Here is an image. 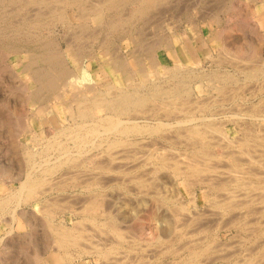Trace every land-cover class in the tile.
<instances>
[{
	"label": "bare ground",
	"instance_id": "6f19581e",
	"mask_svg": "<svg viewBox=\"0 0 264 264\" xmlns=\"http://www.w3.org/2000/svg\"><path fill=\"white\" fill-rule=\"evenodd\" d=\"M57 1L60 2L59 4H61L62 2L65 4V6H62V4L60 5L61 9L62 7L64 8L68 6V8H71L72 11H74V9H76L75 7L78 6L82 10V14L84 15L85 13L87 14L90 11L91 13L94 14V17L92 18L96 20L97 22H101L105 17V13L107 12L109 14H114V13L118 14L120 9L124 7L125 3H127V5L128 3L135 4L133 5L134 8H133V12L131 16H137L140 21V25H141L140 26L141 28L140 44H139L140 52H139V63H138L141 82L140 84L134 83L136 86L140 85L139 88L137 87L138 89H140L139 92L132 91L133 93L136 92V94H133L132 92L128 93L129 91L123 93L125 90L122 88L124 90L122 94L120 93L119 95H116L113 97L100 96L98 95L99 94L98 79L93 75L91 71L95 63L94 60L90 59L89 61V59L84 58L83 56H82L83 58L76 57V61H75L76 67L72 69V68H69L67 65L64 66V64L62 68L59 67V65L60 66L62 65L60 64L62 61L58 62V60H60L59 57L61 56L60 54H58L59 55L58 57V55H56L53 50L52 52L54 53L48 52L47 53L48 55L46 56H42L41 54L40 55L37 54L38 56L36 55L37 59L43 58L42 62L44 63L46 61L47 64H49V67L52 68V70L55 72L51 73L52 70L43 71L42 68H39L36 65L39 68V70L41 69L40 70L41 73L39 74L33 72L34 73L33 76L35 78L34 81L36 82L38 88L36 89V92L34 91L35 92L34 95H32V97H30L28 100L30 102L41 101L45 99V97H48V93L52 94V96L54 95V98L52 99L56 100L61 97L62 91L60 92L61 94L57 93L61 85H63V87L71 86V90L69 88H66V90L67 89L70 90V93L73 96V100L77 102V110L75 113L76 115L70 109V112L72 114L71 119H73V122H75L74 120H77V119L82 120L80 123L76 124L75 126L73 125L74 127L63 128L61 129L60 132L57 133L59 134V136L61 134H64L67 136L69 133L74 134V136L71 134L73 136V139L75 140L73 142V145L68 142L54 139L50 143H47L48 144L47 146L43 145L46 147L41 148V150L38 149V152H34V151L30 152V150L28 149L27 150L28 151L27 152L28 161H30V164H32L33 168L35 167V164H36L34 163L35 161L34 159L36 155H40V157H42L43 160L46 161V163H44V167H42L43 170L40 171L42 172L41 173L42 175H35L36 174L35 172H34L35 174L28 172V174H26V179L20 182L21 185L18 188V190L16 189V191L14 190L15 192H12V193L10 192L11 194L8 195L7 197L0 198V207H2L3 212L6 211L5 207L8 206L7 205L8 203L10 202L16 203V206H14L15 210L13 211V214L12 215L9 214L12 216L13 222H15L17 218L16 208H19L22 202H33V201L37 202L40 199H44V203L46 205L44 207L42 206L44 209L43 208L42 209L40 208V209L42 210V212H44V214H46L47 216L46 218H48L47 220L49 222V227L51 231L53 232L54 237L52 236L53 241H51L50 245H48L49 240L47 241L48 244L46 242L47 246L46 244H45V247L42 245L44 248L38 247L37 245L38 248L36 251L37 252L36 255L37 257H39L37 261L40 262L38 264H67V263L75 264L76 263L75 261L77 259L79 261H83V259L86 258L85 255L91 256L92 254H96L98 256V259L100 260L99 264H147L148 261L155 259V257L157 258L161 257L162 255H163L162 256L163 258L171 259V261L169 260V264H219L220 262L224 260H228V257H227L228 255H226V252L228 251L227 247L222 248V250L227 249L226 252L222 251L223 253H221L220 251L221 248H218V246L221 245L220 243L221 241H219V243H217L218 241L216 242V240L209 242L210 241L209 236L212 233L207 228L212 227L214 223L211 226H208L209 224L207 223L206 220H204L203 215L205 214L203 212H202L203 214L199 216L196 215L195 213H194L195 216L191 214L184 215L185 210H187L186 209L187 206L185 207L184 205H181V204H180L181 206L176 204L177 208L178 206L180 207L179 209H177L179 210V212H177V210L174 211L176 209L175 206H173V208H175L174 210L172 209V207L170 208L173 213V214L171 213V215L164 213L165 211L162 210L164 211L163 212L164 214L169 215V217L171 216V219L168 220V218H166V220H161L162 222L160 223V226L156 228V231L155 229L153 230L155 231L152 236L154 241L152 240L153 242L149 243V245H151L150 247L152 246L155 247L158 244L159 245L166 244V245L165 247H163L164 245H162L163 248L160 247L161 248L160 250H158L159 247L157 246V250L156 251L154 250L155 252L153 253L152 249H154V247H152L151 249L150 247L146 248V246L144 245L145 248L142 249V247L139 246L142 244L139 243L138 248H137L135 246L136 244L134 243L136 240L133 241L134 244L130 243L131 245L127 247L125 246L126 237L128 238L127 236L128 233L126 235V232H125V230H127L126 228L127 226L125 227L126 228L125 229L123 228L122 224L119 225L118 218H122L123 220V217L120 214H126L127 212L125 213L119 212L120 217L116 216L117 218L116 219L115 215L110 214V212L112 211L110 212L108 211V209L111 210L107 206L110 203V201L109 203H107L108 200L107 201L105 200L107 203L106 206L108 207L107 208L108 212L104 208L103 210L101 209L102 208L100 206L102 204L101 202L106 197L104 192H101V188H104L107 185L109 187V185L111 184L113 185L114 183L118 184L121 187V185L123 184V181L125 182L124 180L125 177L124 179L119 180L118 175L123 172H128L130 170H137L140 167L139 158L141 156L138 154L141 152H139V150L143 151V148L146 146V144L143 145L145 143L143 139H140V138L132 139L133 136H143L145 133L151 134L149 130H152V131L154 130V133H157V132H160V130L162 131V129L165 130V128H170L168 129V131L173 129L176 134V136H174L175 138L173 137L175 140L172 139L169 141V142L172 141V144H173V151H172L173 153L171 152L173 156L171 155V153H169L171 150L169 151L168 149H167L168 151L166 150L168 154L163 153L162 155L156 156L155 152L158 149V147H160L159 146L160 144L158 143L159 145L157 147L155 143L151 142L155 140V138L150 139V137L152 136H150L149 139L147 140H149V144L150 142L152 143L153 147L155 144L156 150L153 149L155 151L154 152L152 148H150L152 147V145L151 146L149 145V147L147 146L149 148L148 150L152 151L153 153L151 152L146 156L147 157L149 156V160L150 158L156 159V160L158 159L157 161H159L158 163L161 168V170L159 171H162V168H165V170L166 168L172 169L174 172L172 176L174 177L175 175L176 178L182 179L184 184L186 183L188 185L193 186V184L195 185V184L200 183L204 187V189L205 188L208 189V193L206 194L207 196L208 194H213L210 192L211 190L215 192L223 191V194L225 193L224 195H222L223 197L220 198V196L218 195L219 196L218 200L215 199L216 206L222 211L221 215H223L224 217L225 215H227V217L229 215L233 217V218L230 217V219H233V226L231 227H233V229H236L239 233H242L245 236L244 237L242 235L243 239L241 240L238 239L239 240L238 245L237 244L236 246L233 245L235 247L234 249L235 251L238 248L240 249L239 251L237 250L238 256L241 255L243 251L245 252V254H243L244 256L243 255L241 256L243 259H238L240 261L238 262L236 260V262L238 263H236L235 261L234 263L236 264H264V134H258L255 138H253V140H251L253 141V144H251L249 142L250 140H248L247 138H244V139L241 138L242 140L238 138L240 140H237V143L239 146L238 147L239 149L237 151L231 152V150L229 149L230 151L228 150L227 152L226 149H222L227 152V153L225 152L227 155L223 157L227 158L228 166H226V163L224 166L223 164L222 165L220 164L221 166L218 165L219 163H222V162H219L218 164L215 163L217 165L212 163V161L214 160L213 155L215 153L211 151L213 148L210 149L211 144L212 142H214L213 140L215 139L217 134H218V137L220 136V139L230 141L229 133L227 132V130L225 131V129L229 126H233V127H252V126L256 127L257 126L261 129L264 128V0H261L262 5L257 9L254 7L255 4L242 5V3L234 2L236 4L233 5L234 6L233 10H235V8L238 10V13H236L238 15V18H237L238 22L236 21L237 23L235 22L236 24L234 26H231V27L229 26L227 28L223 27L224 29L218 30L216 32L214 30H212L211 32L210 26L212 25L218 26L219 21L216 20L217 19L216 18L215 20H213V22H210L211 19H209V17H214V13L211 14L212 13L211 10H210L211 11L210 13V11H207L208 9L207 10L204 9V4H203L204 0H198V1L197 0H98L96 3L94 2L92 5H86L85 3H83L85 2V0H57ZM10 2L11 1L9 0V3ZM15 2H17L22 7V9L24 8L26 10H29V8L32 6L30 4L41 3L42 6L39 5L38 10L34 8L35 10L33 12H30V10L27 11L26 13L27 17H24L23 20L19 22L20 26L18 27H20V29L21 28L28 29L31 27L36 29L38 27H42L44 23L43 18L46 17L45 11L43 12L42 9L43 7L45 8L46 6L45 3L47 2V0H15ZM2 3H5L4 0H0V5ZM59 4H57V6ZM85 5L88 7H86ZM49 6H46V8L47 7L49 8ZM51 6H53V4ZM18 9L17 11H19ZM127 9L129 8L127 7ZM131 10L132 9H130V11ZM64 12L60 9H54V11L51 12L52 14L50 13L52 16V20L57 19L60 22L61 21L63 22L66 18L65 16L66 12L65 13ZM20 15L18 16V18L20 17ZM31 15L32 17L29 18ZM119 15H122V14L119 13ZM219 16L216 15V17H219ZM22 17H20L19 21L22 19ZM6 20L8 21V19ZM206 21L209 22L208 24L209 32L213 33L214 31V39H212L211 41L208 40L207 37L205 38L206 30H204L203 28L204 27L203 22H206ZM126 22L128 23V21ZM184 25L188 26L189 28L186 27L184 29L186 31H181ZM163 30L167 31V33H164V34H167L166 36H164L165 39L161 38V35H160L159 39L156 37L157 39L150 41V38L152 37V36L150 37L149 35L150 32H152L154 35H159L160 31H163ZM193 35H194V39L191 40ZM13 36H11V38ZM42 36H39V37H42ZM36 38L34 39L37 40ZM216 39H218L219 41H217ZM50 43L52 42H49V44ZM21 45L22 44L20 43V46ZM42 46L43 48L45 47L44 45ZM37 48L39 49L40 47H37ZM217 48L218 50L216 54L215 49ZM44 49L45 51H47L46 48ZM162 49L164 50V53L167 56V62L166 61L163 62V60L161 59L160 50ZM56 51L58 52V50ZM13 52L19 53L20 50L14 49ZM24 52L26 53V49ZM59 52L62 54V51H59ZM75 54H73V56H75ZM5 58L6 57L4 56L3 59ZM41 59H38V60H41ZM35 62H37V60ZM129 62H128V65L130 64ZM207 63L211 64L210 67L208 66L211 69L206 68ZM20 64L21 63L19 62L18 67ZM260 64H262V66H260ZM30 65L34 66L32 64ZM23 68H25V66L22 67V69ZM3 71L5 73L6 69H4ZM239 72H241V75H244V78H242L244 80L242 81L241 84L239 83L240 86L238 85V87H235L237 86L236 84H238V82L237 83L235 82L236 83L235 86L232 89L229 87V89H231L232 92L234 93V90H233L234 88H237V89L242 88L243 93H241L242 91L241 92L239 91V93L237 94L230 95L232 92L230 91V94H228L229 92H227V90L229 89H226V88L230 86L229 84L231 82L232 83L234 82V80L236 79V76H237V80H239L238 79L239 74H237ZM122 73L124 77H127V73H125L124 69ZM132 73H133V70H132ZM0 78H2V76ZM27 78L29 77L27 76ZM31 79H32V76H31ZM259 81H261L262 83H259ZM127 84H128V81H127ZM25 86L26 85H24V87ZM115 88L118 89V87H115ZM112 89H114V87ZM22 93H25V92L23 91ZM111 93H108V94L113 95L114 91L112 94ZM221 95H224L225 97L224 96L221 97ZM25 98H23L24 99L23 101H27ZM25 103L26 102H23L22 104H25ZM68 106H66L65 108H67ZM69 108H71V106L68 107L67 109ZM99 109H101L100 111H103V112L104 110H106V114L104 116H101L97 112H95L96 110H99ZM96 113L99 116L96 117L97 115ZM124 115H126V117L127 115H130V117H128L129 121L127 123L126 121H124L125 119L124 120L122 119ZM149 120H153L156 122L154 123L148 122ZM95 121H97V123H95ZM84 122H89V124L84 123ZM90 122H94V124H91ZM142 122H145V124H143ZM102 129L103 131H101ZM172 131L169 133V136H168L170 137V139H171L170 135ZM99 132L100 133L102 132L101 134L103 135L107 134V136L104 135L106 137L104 139L99 137L100 140L101 139L102 140L101 141L99 140L100 142H97L92 137L96 136V134H99ZM166 133H163V134L165 135ZM53 135L54 134H52L51 136ZM167 135L168 134L165 135V138ZM34 136L36 137L35 134ZM54 136L55 138L56 137L58 138V135L57 136L54 135ZM51 138L53 139V137ZM167 139L168 138H166V141ZM235 140H236V137H235ZM231 141H230V144L229 142L228 143L225 142L227 146L228 145L232 146L233 144H235L233 142L234 140H231ZM154 142H156V140ZM216 142H219L218 139ZM225 143L224 144L220 143V145L221 144H222L221 146L226 145ZM177 144L178 145L180 144L179 146L184 147L185 149L182 150V148H177ZM165 146L169 147L168 144ZM213 146H216V145L214 144ZM147 147L145 148V150L147 149ZM24 150H25L24 152H26L25 148ZM159 150L161 149L159 148ZM164 150H165V147H164ZM129 151L131 152L126 153ZM216 151L218 153V150ZM56 152H57V155H56ZM211 152L214 154H211ZM27 154L25 153L26 156ZM145 154H147V152ZM159 154H161V152ZM53 155H55L54 158H56L54 162L51 161L52 160L51 156ZM146 156L145 155L143 156L142 161L146 159L145 158ZM215 159L217 160V158ZM151 163L152 162H150V164ZM155 165L153 166L155 167ZM144 166H147V164L146 165L144 164ZM32 167H31V170H33ZM150 167L146 169H149ZM146 169L145 171H147ZM159 171L157 170L156 174H158ZM141 173H138L139 176ZM131 174L133 175V173H129V176ZM136 174L135 176L137 177ZM160 174L162 173L160 172L159 175ZM4 175L2 177H4ZM124 175L126 176L125 173ZM146 175L147 174H145L144 177ZM152 175L153 174H151L150 176ZM154 177H157V176H154ZM139 178L140 179L137 178V181H136L137 183H135V185L137 184L136 186H139L137 187V190L138 188L142 189V187L147 188V186L149 187L151 183L154 185L155 184L157 185V182H158V180L156 182V180H154L153 178H152L153 180L149 178L150 181L156 182V183L151 182L149 184L150 181L148 182L147 179H143L142 177H139ZM134 180H136V178ZM80 185L86 186L87 190L85 189L84 191H87V194L89 193V196L87 198L85 196V200L83 201L76 197L77 200L76 199L75 200L76 201L80 200L81 202V203H77L75 200H73L75 202L71 201V197L73 196V194H76V193H73L70 195V201L72 202V204L71 205L69 204L70 205L68 207L69 209L67 208L66 205H64L66 206L64 207V210L66 208V210H68V212L71 214L74 221L75 219L77 221L74 224H72L73 226H68L63 220V217L61 216L62 213L58 218L56 214L57 211H54L53 209V207L56 204L54 205L51 202L52 201L51 197L48 198V196L51 195L53 191H55L56 189L59 191V195H60L58 196V198L62 197L60 199L63 200L62 202H64V200H66L67 198V197L65 199L63 198L66 192L65 190L69 188V186L74 187V188L76 186L77 188ZM129 185H131V183ZM154 185L153 187H155ZM149 190L151 189L149 188L148 191ZM109 191L110 189L107 190L108 194H109ZM139 193L138 195H140ZM144 193L146 192L144 191ZM189 193H190V190H189ZM108 194H106L107 197H110L108 196ZM154 196L155 195H153V197ZM159 196L156 198H159ZM131 197L134 198V196H131ZM139 197L140 196H138V198ZM142 197L140 198L143 199L144 197L143 198ZM52 198H54L53 201H57L56 200L57 197H52ZM149 199L151 200V196ZM172 199L174 202L175 199L174 198ZM145 200H147L146 197H145ZM145 200L143 202L146 205H148L147 203L150 201L148 200V202H146ZM176 200H179V198L178 199L176 198ZM191 200H193V198H191ZM195 200L196 199H194L193 201L195 202ZM211 200H213V198ZM70 201L67 200L68 203H70ZM141 201L142 200H140V202ZM75 203H77V205ZM144 203H142L141 205H143ZM180 203H183V202L180 201ZM145 204L143 205L144 207H145ZM156 204L162 206V204L164 203L160 204V202L158 203V201L156 200ZM57 206L58 204L56 205V207ZM62 206L63 205H61V207ZM106 206L104 207L106 208ZM10 207H11V203H10ZM14 207L12 208L14 209ZM149 207L150 206H148L147 209L150 210L152 214V212L155 210L149 209ZM170 209L168 208V210ZM9 210H7L8 213H9ZM156 210H158V208ZM165 210L168 212L167 209ZM215 210L217 209H214L213 213H215ZM209 211H213V210H209ZM218 211L219 210H217V212ZM156 212L157 211H155V214ZM112 213H114V211ZM187 213L189 212L187 211ZM197 213L199 214V212ZM23 214L21 216L24 219ZM166 215L162 214V217ZM99 216L105 217V220L103 219L101 220ZM128 216H126L125 218V221H127V223H128V220L133 218L132 216H131L132 218H130L129 216L130 219L127 220ZM184 216H187V217H184ZM211 216L209 215V217ZM219 217L221 218V216ZM227 217L226 219L228 221H231L228 219L229 217L228 218ZM152 218L154 217L152 216ZM160 218L161 217L156 218V219H160ZM164 218L165 217L161 219H164ZM215 218L212 220V222L219 223L215 221ZM25 220L27 221L28 219L25 218ZM56 221L58 223H56ZM86 221H89L90 223H92L93 226H95L97 230L100 231L99 233L96 232L97 230L95 231L97 235L99 234L100 236V233L103 235L100 236V238L99 236L93 237L95 235L89 229L88 230L90 231V233H88V230L85 229L84 227V225L88 223ZM204 221H206L207 227L204 226L206 224ZM223 221L225 220L223 219ZM28 222L29 221H27V223ZM226 223H230V222H226ZM29 224L32 225L31 223ZM153 224L151 225L153 226ZM230 224H232V222ZM144 225H141V226H144ZM216 225H214V228ZM222 225L223 223H221V226L220 227L218 226V227L220 229L221 228L223 229L225 227V223H224V226ZM128 228H130L131 230V226ZM150 228L152 229L154 228V226ZM133 229L134 228H132V230ZM144 229H147V228L143 227L141 230L140 229L138 230L144 233L145 231ZM12 230L13 229H11V231ZM207 230L210 232L209 236L207 235ZM236 230H235V233H236ZM50 233L48 232V234ZM202 233H205L207 236L205 234H203L204 236L201 235ZM91 234H93V236H91ZM104 235L105 237L106 235H109L110 238L114 236L115 240L114 241L111 240V242H108L106 241L105 237H103ZM110 235H113V236H110ZM141 236H143V234ZM239 236H236V237L239 238ZM132 237H129L130 238L129 240L132 241L131 239ZM208 237H209V240H208ZM93 238H98V240L96 239L94 240ZM150 238L151 237H149V240L152 239ZM82 240L84 241L87 240V242L89 241L92 244L91 246L88 243L89 247H92V249H88L87 244H85L86 242L84 241L82 242ZM218 240H221V239H218ZM176 243H182V245L179 247L177 244L176 246L178 247H176L175 246ZM217 244L219 245L217 246ZM83 245H86V246H83ZM226 245H229V244L227 243V244H224L223 246H226ZM237 246L239 247L237 248ZM139 247L141 248L139 249ZM234 247H232L231 249H233ZM136 248H137V252H135ZM72 249H75L74 251H76L77 253L73 252ZM231 249L229 248L230 251ZM151 250L152 252L150 253ZM234 252L232 250L229 253H232L233 255ZM44 254L46 255L49 254V257H48V260H50L49 263H46V262L43 263L44 259L42 260L40 256ZM134 254H135V259L132 258ZM186 254L188 255L187 258H183V256H185ZM229 258L232 259L233 257H229Z\"/></svg>",
	"mask_w": 264,
	"mask_h": 264
},
{
	"label": "rangeland",
	"instance_id": "374dc122",
	"mask_svg": "<svg viewBox=\"0 0 264 264\" xmlns=\"http://www.w3.org/2000/svg\"><path fill=\"white\" fill-rule=\"evenodd\" d=\"M7 1V2H6ZM4 0V2L5 3H2L1 5H0V40H1V42H0V77L2 76V78H0V198L1 197H7L8 195H10L12 192H15L16 191V189L18 190V188L20 187V185H21V181H24L25 179H26V174H28V172L29 173H33V174H35V175H42L41 173L42 172H40V171H42L43 169H42V167H44V163H46V161H44L43 160V158L42 157H40V155H36V157H35V161H34V163H36L35 164V167L33 168L32 167V164H30V161H28V154H27V150L29 149L30 150V152H38V149H40L41 150V148H44V147H46L48 144L47 143H50L52 140H54V139H58V140H60V141H64V142H68V143H71L72 145H73V142L75 141L74 139H73V136H74V134H72V133H69L68 134V136L67 135H64V134H61L60 136H59V134H57L58 132H60L61 131V129H63V128H66V127H70V128H72V127H74L76 124H78V123H80L82 120L81 119H77V120H74L75 122H73V119H71L72 118V114H71V112H70V109L73 111V113L75 114L76 113V110H77V102H75L74 100H73V96H72V94L70 93V90H71V86L69 87H63V85H61L60 86V88L58 89V91H57V93H60L61 91V97L59 98V99H52V98H54V95L52 96V94H50V93H48V97H45V99H43V100H41V101H37V102H30L28 99L30 98V97H32V95H34V93L36 92V89L38 88V86H37V84H36V82L34 81L35 80V78H34V73H41V69L39 70V68H42V70L44 71V70H52V68H50L49 67V64H47V62L45 61L44 63L42 62V59L41 58H38V59H41V60H38L36 57L38 56V55H42V56H46V55H48L47 53L48 52H51V53H54L55 52V54L56 55H58V54H60V56L61 57H59V55H58V57L60 58V60H58V62H61L60 64H62L61 66L59 65V63H58V65H59V67H63V64H64V66H68L69 68H72V69H74L75 67H76V64H75V61H76V57H84V58H87V59H89V61H90V59L91 60H94L95 61V63H94V66H93V68H92V73H93V75L98 79V83H99V85H98V92H99V94L98 95H100V96H108V97H113V96H116V95H119L120 93L122 94V92L123 93H125V92H128V93H130V92H132V91H137V92H139V90L140 89H138L139 88V86L140 85H135L134 83H139L140 84V82H141V78H140V75H139V50H140V34H141V28H140V21H139V19H138V17L137 16H131V14H132V12H133V8H134V6L133 5H135V4H133V3H128V5H127V3H125L124 4V7H125V9H124V7L123 8H121L120 9V11H119V13L120 14H122V15H119V13L118 14H109L108 12L107 13H105V17H104V21L102 20L101 22H97L96 20H94L92 17H94V14L93 13H91L90 11V13L88 14H86L85 13V15L84 14H82V10L78 7V6H76L75 8L76 9H74V11H72V9L71 8H68V6H66V7H62V9H61V4H62V6H65V4L62 2L61 4H59L60 2H58L57 0H47V2L45 3V5L46 6H51L52 4H53V6H54V8H53V6H51V8H50V6H49V8L47 7L46 8V6H45V8L43 7V9H42V11L44 12L45 11V14H46V17H44L43 18V21H44V23H43V25H42V27H38V28H36V29H34V28H21L20 29V27H18V26H20L19 24V22H21L22 20H23V18L24 17H27L26 15V13H27V11H29L30 10V12H33L35 9L36 10H38L39 9V5H41V3H33V4H30V5H32L30 8H29V10H26V9H22V7L17 3V2H15V0H13V2H12V0H10L11 2V4L9 3V0ZM53 3H52V2ZM57 1V2H56ZM98 0H85V2H83V3H85L86 5H92L94 2L96 3ZM198 1V0H197ZM257 1V2H256ZM256 1H254V0H204L203 1V4H204V9H208L207 11H212V13H211V11H210V13L211 14H213L214 13V17H209V19H211L210 20V22H213V20H215L216 18V20H218L219 21V24H218V26L217 25H215V26H210L211 27V32H212V30H214L215 32L216 31H218V30H221V29H224V28H227V27H231V26H234L237 22H238V15L236 14V13H238V10L235 8V10H233L234 9V6L233 5H235L237 2L238 3H242V5H247V4H255L254 5V7L257 9V8H259L261 5H262V1L261 0H256ZM56 2V3H55ZM234 2H236V3H234ZM256 2V3H255ZM14 3V4H13ZM16 3V4H15ZM51 3V4H50ZM55 3V4H54ZM91 3V4H90ZM234 3V4H233ZM5 4H7V5H5ZM18 4V5H17ZM57 4H59L58 6L60 7H58L57 6ZM217 4V5H216ZM232 4V5H231ZM56 5V6H55ZM85 5V6H86ZM129 8V9H127V7ZM221 5V6H220ZM19 6V7H18ZM37 8H36V7ZM42 6V5H41ZM210 6V7H209ZM86 7H88V6H86ZM132 7V8H131ZM219 7V8H218ZM222 7V8H221ZM5 8V9H4ZM11 8V9H10ZM19 8V9H18ZM33 8V9H32ZM35 8V9H34ZM254 8V9H255ZM17 9L19 10V11H17ZM48 11H50V9H51V11L50 12H48ZM54 9H60V10H62L64 13H65V16H66V18H65V20L62 22H60L59 20H57V19H54V20H52V16H51V12H53L54 11ZM130 9H132L131 11H130ZM213 9H214V11H213ZM21 10H23V11H21ZM53 10V11H52ZM127 10V11H126ZM18 13H17V12ZM49 13H47V12ZM130 11V12H129ZM217 11V12H216ZM128 12V13H127ZM51 13V14H50ZM84 13V12H83ZM21 14V15H20ZM126 16H125V15ZM129 14V15H128ZM17 15V16H16ZM20 15V17H22V15H23V17H22V19L19 21V19H20V17L18 18V16ZM82 15V16H81ZM89 15V16H88ZM210 15V14H209ZM216 15L217 16H219V17H216ZM233 15V16H232ZM237 15V16H236ZM3 16V17H2ZM86 16H88V17H86ZM6 17V18H5ZM16 17V18H15ZM29 17V16H28ZM32 17V15L29 17V18H31ZM122 17H124V18H122ZM130 17V18H129ZM2 18V19H1ZM5 18V19H4ZM10 18V19H9ZM106 18V19H105ZM132 18V19H131ZM135 18V19H134ZM213 18V19H212ZM6 19H8V21L6 20ZM11 19H13V20H11ZM28 19V18H27ZM49 19V20H48ZM134 19V20H133ZM3 20H5V21H3ZM67 20H68V22H67ZM13 21V22H12ZM15 21H16V23H15ZM53 21V22H52ZM58 23H57V22ZM124 21V22H123ZM126 21H128V23L126 22ZM237 21V22H236ZM12 22V23H11ZM50 22V23H49ZM52 22V23H51ZM126 22V23H125ZM132 22V23H131ZM236 22V23H235ZM15 23V24H14ZM55 23V24H54ZM87 23V24H86ZM110 23V24H109ZM131 23V24H130ZM54 24V25H53ZM63 24V25H62ZM89 24V25H88ZM106 24V25H105ZM203 28H204V30H206V32H205V38L207 37V39L208 40H212V39H214V31H213V33H211V32H209V27H208V24H209V22L208 21H206V22H203ZM45 25H46V27H45ZM47 25H49V26H47ZM53 25V26H52ZM109 25V26H108ZM15 26V27H14ZM7 27V28H6ZM9 27V28H8ZM45 27V28H44ZM122 27V28H121ZM186 27H188V26H183V28H182V30L181 31H186V30H184ZM224 27V28H223ZM18 30H17V29ZM41 28V29H40ZM42 28H44V29H42ZM189 28V27H188ZM3 29V30H2ZM13 29H14V31H13ZM24 29V30H23ZM31 29V30H30ZM53 29V30H52ZM119 29V30H118ZM7 30V31H6ZM38 30V31H37ZM40 30V31H39ZM111 30V31H110ZM4 31V32H3ZM11 31V32H10ZM25 31V32H24ZM36 31V32H35ZM191 31V30H190ZM16 32H17V34H16ZM23 34H22V33ZM27 32V33H26ZM31 33V34H29V33ZM5 33V34H4ZM8 33V34H7ZM11 33H12V35H11ZM35 35H34V34ZM41 33V34H40ZM152 32H150L149 33V35H150V41L151 40H154V39H159V37H160V35H161V38H164L165 39V37L164 36H166L167 34H164V33H167V31L166 30H163V31H160V33H159V35H154L153 33L151 34ZM210 33V34H209ZM19 34V35H18ZM24 36H22V35ZM162 34H163V36H162ZM14 35V36H13ZM15 35H17V36H15ZM27 35H28V37H27ZM38 35V36H37ZM43 35V36H42ZM45 35V36H44ZM50 35V36H49ZM154 35V36H153ZM192 35V34H191ZM212 35V36H211ZM11 36H13L12 38H11ZM19 36V37H18ZM39 36H42V37H39ZM254 36V35H253ZM6 37H8V38H6ZM18 37V38H17ZM21 37V38H20ZM26 37V38H25ZM30 37V38H29ZM32 37V38H31ZM37 37V38H36ZM45 37V38H44ZM157 37V38H156ZM252 37V36H251ZM250 37V38H251ZM4 38V39H3ZM34 38H36L37 40H35ZM81 38V39H80ZM249 38V39H250ZM18 39V40H17ZM29 39V40H28ZM41 39V40H40ZM194 39V35H193V37L191 38V40H193ZM252 39V38H251ZM253 39H254V37H253ZM13 40V41H15V42H11V41ZM17 40V41H16ZM27 40H28V42H27ZM35 40V41H34ZM38 40H40V41H38ZM46 40H48V41H46ZM51 40V41H50ZM68 40V41H67ZM104 40V41H103ZM217 41H219L218 39H216ZM4 41V42H3ZM32 41V42H31ZM101 41V42H100ZM195 41V40H194ZM3 42V43H2ZM24 42H26V43H24ZM34 42V43H33ZM49 42H52V43H50L49 44ZM81 42V43H80ZM103 42V43H102ZM108 42V43H107ZM10 43V44H9ZM11 43H12V45H11ZM18 43V44H17ZM20 43L22 44L21 46H20ZM105 43H107V44H105ZM14 44V45H13ZM26 46H25V45ZM38 44V45H37ZM49 44V45H48ZM104 44V45H103ZM42 45H44L45 47L44 48H46V50L47 51H45V49L43 48V46ZM47 45V46H46ZM85 45V46H84ZM20 46V47H19ZM30 46V47H29ZM33 46V47H32ZM41 46H42V48H41ZM49 46H50V48H49ZM106 46V47H105ZM218 46V45H217ZM37 47H40L39 49L37 48ZM53 49H52V48ZM59 47V48H58ZM102 47H103V49H102ZM139 47V48H138ZM56 48H58V49H56V50H58V52L55 50ZM219 48V47H218ZM218 48L217 49H215V53L217 54V50H218ZM14 49H17V50H20V52L19 53H16V52H13L14 51ZM25 49H26V53L24 52L25 51ZM31 49V50H30ZM61 49V50H60ZM38 50V51H37ZM52 50L54 51V52H52ZM5 53V55H4V53ZM59 51H62V54L59 52ZM34 52V53H33ZM57 52V53H56ZM160 54H161V59L163 60V62H167V56H166V54L164 53V50L162 49V50H160ZM15 53V54H14ZM75 54V56H73V54ZM90 53V54H89ZM8 54V55H7ZM12 54V55H11ZM38 54V55H37ZM113 54V55H112ZM37 55V56H36ZM112 55V56H111ZM2 56V57H1ZM4 56L6 57L5 59H3L4 58ZM26 56V57H25ZM32 56H33V58H32ZM41 56V57H42ZM63 57H65V58H63ZM82 57V58H83ZM58 58V59H59ZM63 60H62V59ZM33 59H34V61H33ZM37 60V62H35L36 60ZM2 60V61H1ZM20 60V61H19ZM27 60V61H26ZM138 60V61H137ZM113 61V62H112ZM130 61V62H129ZM19 62L21 63L20 65H19V67H18V64H19ZM28 62H30V63H28ZM34 62V63H33ZM128 62L130 63L129 65H128ZM24 63V64H23ZM28 63V64H27ZM111 63V64H110ZM116 63V64H115ZM30 64H32V65H34V66H31ZM254 64H256V63H254ZM27 65H29V66H27ZM39 67H37V66ZM42 65V66H41ZM210 63H207V65H206V68L208 69L209 67H210ZM25 66V68H23L22 69V67H24ZM46 66V67H45ZM117 66V67H116ZM131 66V67H130ZM133 66V67H132ZM209 66V67H208ZM251 66V65H250ZM260 66H262V64H260ZM44 67V68H43ZM253 67V66H252ZM35 68V69H34ZM50 68V69H49ZM97 68V69H96ZM134 68V69H133ZM4 69H6V71H5V73H4V71L3 70ZM21 69H22V71H21ZM25 69V70H24ZM37 69V70H36ZM115 69V70H114ZM121 69V70H120ZM123 69H124V71H125V73H127V77H124L123 76V73H122V71H123ZM209 69H211V68H209ZM31 70H33V71H31ZM96 70V71H95ZM130 70V71H129ZM132 70H133V73H132ZM37 71V72H36ZM120 71V72H119ZM138 71V72H137ZM3 72V73H2ZM29 72V73H28ZM34 72V73H33ZM54 73L55 71H51V73ZM32 73V74H31ZM48 73H50V72H48ZM135 74V75H134ZM237 74H239L238 75V79L239 80H237V76H236V81L234 80V84L231 82L229 85L230 86H228L226 89H229V87L232 89L234 86H235V84L238 82V84H236L237 86H235V87H238V85H239V83L241 84L242 83V81L244 80V79H242V78H244V75H241V72H239V73H237ZM118 75V76H117ZM131 75V76H130ZM132 75H133V77H132ZM4 76V77H3ZM27 76L29 77V78H27ZM31 76H32V79H31ZM120 76V77H119ZM136 76V77H135ZM132 79H131V78ZM129 79V80H128ZM25 80V81H24ZM32 80V81H31ZM22 81V82H21ZM27 81V82H26ZM124 81V82H123ZM127 81H128V84H127ZM240 81V82H239ZM25 82V83H24ZM29 82V83H28ZM109 82V83H108ZM236 82V83H235ZM259 83H262L261 81H259ZM107 84V85H106ZM233 84V85H232ZM24 85H26L25 87H24ZM127 87H126V86ZM130 85V86H129ZM110 86V87H109ZM129 86V87H128ZM240 86V85H239ZM20 87H24L23 89L22 88H20ZM114 87V89H112ZM115 87H118V89L117 88H115ZM138 87V88H137ZM35 88V89H34ZM66 88H69L70 90H66ZM120 88V89H119ZM124 90H123V89ZM135 88V89H134ZM27 91H26V90ZM32 89V90H31ZM122 89V90H121ZM127 89V90H126ZM231 89H229V90H227V92H229L228 94H230V91L232 92V90ZM66 90V91H65ZM100 90V91H99ZM104 90V91H103ZM119 90V91H118ZM234 90V93L232 92L230 95H232V94H237V93H239V91L241 92V93H243V90H242V88H234L233 89ZM25 92V93H22V92ZM30 91V92H29ZM35 91V92H34ZM107 91V92H106ZM113 93V91H114V93H113V95H110V94H108V93H111V92ZM117 93H116V92ZM238 91V92H237ZM101 92V93H100ZM106 92V93H105ZM64 93V94H63ZM111 93V94H112ZM133 93V92H132ZM23 94V95H22ZM25 94V95H24ZM50 94V95H49ZM108 94V95H107ZM133 94H136V92L135 93H133ZM29 95V96H28ZM31 95V96H30ZM25 96H26V98H25ZM224 95H221V97H223ZM28 97V98H27ZM225 97V96H224ZM23 98H25L27 101H23L24 99ZM22 99V100H21ZM53 102H52V101ZM69 100V101H68ZM26 102L25 104H22L23 102ZM70 103H71V105H70ZM45 105V106H44ZM69 105V106H68ZM66 106H68V107H70L71 106V108H69V109H67V108H65ZM101 109H99V110H96L95 112H97L99 115H101V116H104L105 114H106V110H104V112L103 111H100ZM69 113H68V112ZM16 112V113H15ZM96 113V114H97ZM71 114V115H70ZM96 115V117L97 116H99V115ZM133 114V113H132ZM76 115V114H75ZM132 116V115H131ZM128 117H130V115H127V117H126V115H124L123 117H122V119L124 120V121H126V123L129 121L128 120ZM18 118V119H17ZM25 118V119H24ZM20 119V120H19ZM77 121V122H76ZM146 121V120H145ZM148 122H156V121H153V120H149ZM84 123H87V124H89V122H84ZM91 124H94V122H90ZM95 123H97V121H95ZM143 124H145V122H142ZM74 125V126H73ZM253 127V128H252ZM252 127H233V126H229V127H227L226 129H225V131L227 130V132L229 133V136H230V141L231 140H234L233 142L235 143V144H233V143H231V144H233L232 146L231 145H228L227 146V144L226 143H228L229 142V144H230V141H227V140H224V139H220V136L218 137V134L216 135V137H217V139H218V141L219 142H216L217 141V139H216V137H215V139H214V137H213V141L214 142H212V144H211V147H210V149H212L211 151H213L214 153H212L211 152V154H214L213 156H214V160L212 161V163H219V162H222V163H219L218 165H222L223 164V166L225 165V163H226V166H228L227 164H228V160H227V158H225V157H223V156H225V155H227L226 153L228 152V150L230 149L231 150V152L232 151H237L239 148V146H238V143H237V140H240L241 138H247L248 140H250L249 142L251 143V144H253V141H251V140H253V138H255L258 134H264V128H259V127H255V126H252ZM255 127V128H254ZM168 129H170V128H165V130L164 129H162V131H163V133H166L167 131H168ZM173 130V129H172ZM169 130L166 134H168L167 136H166V138H168L167 139V141H166V138H165V135L162 133V131L160 130V132H157V133H154V130L152 131V130H149V132L151 133V134H147V133H145L143 136H133V138L132 139H134V138H140V139H143V141L145 142L143 145H145L146 144V146L143 148V151L141 150H139V152H141V153H139L138 155H140L139 157V164H140V167L137 169V170H130V171H128V172H123V173H121V174H119L118 175V178H119V180H121V179H124V177H125V182L123 181V186L121 185V187L118 185V184H116V183H114L112 186L111 185H109V187H108V185L107 186H105L104 188H101V192H104V194H105V198H104V200H102V204L100 205L102 208V210H103V208L107 211V208L109 207L111 210H109L108 209V211L110 212V211H114V213H112V212H110V214H112V215H115V218H116V216L117 217H120V215L123 217V220H122V218H118V222H119V225L120 224H122V226H123V228H125L126 226V228H127V230H125V232H126V235H127V233H128V238L126 237V243L127 242H129V243H125V246L127 247V246H129V245H131L132 243H133V241H138V242H134L136 245V247L138 248V245H139V243L140 244H142V245H139V246H141L142 247V249H144L145 247H144V245L146 246V248L147 247H150L151 245H149V243H151V242H153L154 240H153V238H152V236H153V234H154V232L156 231V228L157 227H159L160 226V223L162 222L161 220H166V218H168V220L169 219H171V216L169 217V215H166V214H164V213H167V214H170L171 215V213H172V210L170 209L171 207H172V209L174 210L175 208V210L174 211H176L177 209H179L180 207L179 206H181V205H184L185 207H186V209L187 210H185V214L184 215H188V214H191V215H194V213L196 214V215H202L203 213L205 214V215H203L204 216V220H206L207 221V223L209 224L208 226H211L213 223V226L212 227H208L207 229L213 234H211L210 235V232L207 230V235L210 237V241L209 242H212L213 240H216V242L217 243H219V241H221L220 243H221V245H219V244H217V246H218V248H221V253H223V252H226L227 251V249H228V251L226 252V255H228L227 257H228V260H224V261H222V262H220L219 264H232V263H234V261L236 262V260L239 262L240 260H238V259H243L241 256L243 255V254H245V252L243 251L242 252V254L241 255H239L238 256V252H237V250L239 251L240 249L238 248L239 246H237V250L235 251L234 249H235V247L233 246V245H235L236 246V244L238 245L239 244V240H241V239H243V234L242 233H239L236 229H233V227H231V226H233V219H230V215L227 217V215H225V217L223 216V215H221L222 213V211L216 206V200L215 199H217L218 200V198H219V196H220V198L221 197H223L222 195H224L223 194V191H213V190H211L210 192L211 193H213V194H208V196L206 195L207 193H208V189L207 188H205L204 189V187L200 184V183H198V184H193V186L192 185H188V184H184L183 183V180L182 179H178V178H176L175 177V175H174V177L172 176L173 174H174V172H173V170L172 169H170V168H166V170H165V168H162V171H159V170H161V168H160V166H159V161H157L156 159H151L150 158V160H149V156L147 157L146 155H148L149 153H151L152 151H150V150H148L149 148V145L151 146L152 145V143L151 142H153V143H155L156 144V146L158 147V145L160 146V147H158V149L156 150L155 148H156V146H155V144H154V147H153V145H152V147H150V148H152V150L153 149H155L156 150V156H159V155H162L163 153L164 154H168L167 152H166V150L168 149L170 152L169 153H171L172 151H173V144H172V141L171 142H169L170 140H175L174 138V136H176V134H175V131L173 130ZM263 130V131H262ZM49 131V132H48ZM51 131V132H50ZM55 131V132H54ZM101 131H103V129L101 130ZM172 131V133H171V139H170V137H168L169 136V133ZM53 132V133H52ZM262 132V133H261ZM15 133V134H14ZM102 133V132H101ZM100 132H99V134H101ZM104 133V132H103ZM18 134V135H17ZM34 134L36 135V137L34 136ZM52 134H54V135H58V138L56 137L55 138V136L53 135V136H51ZM73 136H72V135ZM99 134H96V136H93L92 138L95 140V141H97V142H100L102 139H104V138H106L105 136H107V134H101V135H99ZM157 134V135H156ZM160 134V135H159ZM164 136H163V135ZM175 134V135H174ZM216 134V133H215ZM214 134V135H215ZM154 135H155V137H154ZM146 136V137H145ZM150 136H152V137H150ZM51 137H53V139L51 138ZM68 137V138H67ZM97 139H96V138ZM102 138L101 140H100V138ZM148 137V138H147ZM149 137H150V139L152 138V139H154L155 138V140H156V142H154V141H151L150 142V144H149V140H147V139H149ZM174 137V138H173ZM235 137H236V140H235ZM67 138V139H66ZM238 138H240V139H238ZM252 138V139H251ZM159 141H158V140ZM165 139V140H164ZM220 139V140H219ZM71 140V141H70ZM100 140V141H99ZM147 140V141H146ZM211 140H212V138H211ZM242 140V139H241ZM227 141V142H226ZM236 141V142H235ZM163 144H162V143ZM226 142V143H225ZM232 142V141H231ZM239 142V141H238ZM159 143V144H158ZM220 143H222V144H226V145H223V146H221L220 145ZM168 144V146L169 147H167V146H165V145H167ZM216 145V146H213V145ZM250 144V145H251ZM43 145H46V146H43ZM162 145V146H161ZM164 145V146H163ZM180 145V144H179ZM178 144H177V148H182V150L183 149H185L184 147H181V146H179ZM148 146V147H147ZM227 146V147H226ZM252 146V145H251ZM147 147V151L145 150V148ZM164 147H165V150H164ZM167 147V148H166ZM222 147V148H221ZM223 147H225V148H223ZM229 147V148H228ZM231 147V148H230ZM233 147V148H232ZM236 147V148H235ZM24 148L26 149V152H24L25 150H24ZM159 148L162 150H159ZM169 148H171V149H169ZM222 149H226V151H224V150H222ZM167 150V151H168ZM190 150H192V149H190ZM216 150H218V153H217V151ZM222 150V151H221ZM229 150V151H230ZM221 153H220V152ZM58 152V151H57ZM57 152H56V155H57ZM131 151H129V152H126V153H130ZM147 152V154H145V153ZM161 152V154H159ZM222 152H226L225 154L224 153H222ZM25 153L27 154V156L25 155ZM153 153V152H152ZM173 153V152H172ZM172 153H171V155H172ZM143 154V155H142ZM146 156L145 158L148 160H146L145 158V160L144 161H142V158H143V156ZM222 155V156H221ZM169 156H170V154H169ZM173 156V155H172ZM27 157V158H26ZM39 157V158H38ZM55 157V155H53V156H51V161H55V159L56 158H53ZM42 158V159H41ZM215 158H217V160L215 159ZM219 158V159H218ZM45 159V158H44ZM223 161H222V160ZM39 160V161H38ZM40 160H42V161H40ZM140 160H141V162H140ZM215 160H216V162H215ZM219 160V161H218ZM221 160V161H220ZM28 161V162H27ZM150 162H152L151 164H150ZM224 162V163H223ZM146 165L147 164V166L148 167H152V169H151V167L149 168V169H146V168H148L147 166H144V164ZM156 165H155V164ZM38 164V165H37ZM149 164V165H148ZM217 164H215V165H217ZM30 165V166H29ZM153 165H155V167L153 166ZM220 165V166H221ZM29 168H28V167ZM39 166V167H38ZM41 166V167H40ZM31 167L33 168V170H31ZM38 169H37V168ZM144 168V169H143ZM157 168H159V169H157ZM37 169V170H36ZM40 169V170H39ZM143 169V170H142ZM145 169L147 170V171H149V172H147V171H145ZM155 169H157L159 172H158V174H156L157 173V170H155ZM221 169V168H220ZM29 170H31V171H29ZM35 170V171H34ZM150 170H152V171H150ZM156 172H155V171ZM168 170H170V171H168ZM37 171V172H36ZM138 171V172H137ZM139 171H141L143 174L145 173V174H147L145 177H144V175L141 173V172H139ZM35 172V173H34ZM39 172V173H38ZM136 172H137V174H136ZM150 172H152V173H150ZM154 172H155V174H154ZM162 173V174H160L159 175V173ZM164 172V173H163ZM167 172V173H166ZM170 172V173H169ZM38 173V174H37ZM124 173L126 174V176L124 175ZM129 173H133V175L135 176V174L137 175V177L135 176H133L132 174V177L135 179L136 178V180H134L132 177H131V175L129 176ZM138 173H141L140 174V176H139V174ZM5 174V175H4ZM151 174H153L152 176H150ZM4 175V177H2ZM122 177H121V176ZM142 175V176H141ZM159 175V176H158ZM121 178H120V177ZM129 176V177H128ZM154 176H157L158 177V179H157V177H154ZM139 177H142L143 179H147L148 180V182L150 181V179L151 180H156V182H157V180H158V182H157V185L155 184H152L151 182H153V181H150L149 182V187L147 186V188L146 187H142V189H140V188H138V190H137V187H139V186H136L135 185V183H137L136 181H137V178L138 179H140ZM3 178V179H2ZM150 178V179H149ZM153 178V179H152ZM175 178V179H174ZM3 181H2V180ZM127 179H128V181H127ZM129 179H131V180H129ZM177 179V180H176ZM134 180V181H133ZM127 182V183H126ZM131 183V185H129L130 183ZM155 182V181H154ZM153 182V183H154ZM155 182V183H156ZM193 182H195V181H193ZM129 183V184H128ZM134 184V185H133ZM200 184V185H199ZM83 185V184H82ZM114 185H118L117 187L116 186H114ZM153 185L155 186V187H153ZM197 185V186H196ZM129 186V187H128ZM132 186H133V188H132ZM152 186V187H151ZM158 186V187H157ZM83 189H82V188ZM123 187H124V189H123ZM125 187H127V188H125ZM183 187V188H182ZM112 188H114V189H112ZM116 188V189H115ZM130 188H132V189H129ZM135 188H136V190H135ZM146 188V189H145ZM151 189V190H149L148 191V189ZM155 188V189H154ZM160 188V189H159ZM185 188V189H184ZM199 188V189H198ZM78 189V190H77ZM87 190V188H86V186H78L77 188H76V186H75V188L74 187H71V186H69V188H67L65 191V195H64V199L67 197H69L68 199L66 198V200H64V202H62L63 200H61L60 198H62V197H59L58 198V196H60L59 195V191L58 190H56L55 189V191H53V193L51 194V195H49L48 196V198H50L51 197V199H52V203L55 205H57L58 204V206L56 207V205L53 207V209H54V211H57L56 212V214H57V216H58V218H59V216L61 215V213H62V217H63V220L65 221V223L68 225V226H73L72 224H74L77 220L75 219V221H74V219L72 218V216H71V214L68 212V210H66V208H65V210H64V207H66L67 206V208L72 204V202H75L77 199H76V197L77 198H79L80 200H85V196H86V198L89 196V193L87 194V191H84V190ZM104 189V190H103ZM110 189V191H109V194L107 193V190H109ZM122 191H121V190ZM154 189V190H153ZM158 189V190H157ZM191 189H192V191H191ZM15 190V191H14ZM72 190H74V191H72ZM81 190V191H80ZM83 190V191H82ZM106 190V191H105ZM112 190V191H111ZM141 190H143V191H141ZM158 192H157V191ZM188 190V191H187ZM189 190H190V193H189ZM67 191H68V193H67ZM119 191V192H118ZM131 191V192H130ZM136 192V194H135V192ZM140 193H139V192ZM144 191L146 192V193H144ZM149 193H148V192ZM157 193H156V192ZM11 192V193H10ZM58 192V193H57ZM78 192V193H77ZM82 192V193H81ZM106 192V193H105ZM123 192V193H122ZM142 192V193H141ZM153 192V193H152ZM155 192V193H154ZM195 192V193H194ZM217 193V194H215V193ZM73 193H76V194H73ZM81 193V194H80ZM126 194L125 196L124 195H122V194ZM132 193H133V195H132ZM138 193L140 194V195H138ZM148 193V194H147ZM151 193V194H150ZM159 193V194H158ZM176 193V194H175ZM178 193H179V195H178ZM192 193V194H191ZM222 193V194H221ZM69 194V195H68ZM71 194H73V198L71 197V201H70V195ZM85 194V195H84ZM106 194H108V196H110V197H107V195ZM142 194V195H141ZM145 194H147V195H145ZM204 194H205V196H204ZM221 194V195H220ZM76 195H78V196H76ZM83 197H82V196ZM129 195V196H128ZM151 196V200L149 199L150 198V196ZM153 195H155L154 197H153ZM160 195V196H159ZM186 195V196H185ZM219 195V196H218ZM112 196V197H111ZM131 196H134V198L133 197H131ZM136 196V197H135ZM138 196H140V197H142L144 200H145V197H146V199L147 200H145L146 202H148V200L150 201V202H148L147 204L148 205H146L143 201V199H141L140 197L138 198ZM149 196V197H148ZM159 196V198H156V197H158ZM178 196V197H177ZM193 196V197H192ZM52 197H57L56 198V200L58 201V200H60V201H53L54 200V198H52ZM75 197V198H74ZM130 197V198H129ZM148 197V198H147ZM206 197H208V198H206ZM217 197V198H216ZM172 198H174L175 200H174V202H173V199ZM176 198L178 199L179 198V200H176ZM191 198H193V200L194 199H196L195 200V202L193 201V200H191ZM213 198V200H215V201H213V200H211ZM76 199V200H75ZM142 200L141 202H140V200ZM152 199H156L157 201H158V203L160 202V204L161 203H164V204H162V206L161 205H158V204H156V200H155V202H154V200H152ZM161 200V199H163V200H161V201H159V200ZM181 199V200H180ZM187 199V200H186ZM206 199H208V200H206ZM67 200L68 201H70V203H68L67 202ZM73 200H75V201H73ZM80 200H78V201H76L77 203H81L80 202ZM107 201V203H109V201H110V203H111V205H110V203H109V205H107L106 206V201ZM183 200V201H182ZM191 200V201H190ZM210 200V201H209ZM133 201H134V203H133ZM152 201V202H151ZM180 201L181 202H183V203H185V204H183V203H180ZM187 201V202H186ZM62 202V203H61ZM194 202V203H193ZM210 202V203H209ZM211 202H212V204H211ZM10 203H11V207H10ZM10 203H8L7 205V207H5L6 208V211H4L3 212V210H2V207H0V212L2 213V215H1V213H0V264H38V263H40V262H38L37 260H38V258L39 257H37V255H36V251H37V248L38 247H41V248H44L45 247V244H46V242L48 241L49 242V244H48V242H47V244L48 245H50L51 244V241H53V237H54V234H53V232L51 231V229H50V227H49V222H48V218H46L47 216H46V214H44V212H42V208L46 205L45 203H44V199H40V200H38L37 202L36 201H33V202H22L21 204H20V206H19V208H16L17 209V211H16V215H17V218H16V220H15V222H13L12 221V214H13V211L15 210V207L14 206H16V203H14V202H10ZM13 203V204H12ZM77 203H75L76 205H77ZM105 203V204H104ZM113 203V204H112ZM142 203H144L145 204V207L143 206V205H141ZM154 203H155V205H154ZM168 203V204H167ZM215 203V204H214ZM24 204V205H23ZM36 204V205H35ZM70 204V205H69ZM103 204H104V206H106V208L103 206ZM132 204V205H131ZM152 204V205H151ZM169 204H170V206H169ZM176 204H178L179 206H178V208H177V205ZM181 204V205H180ZM61 205H63L62 207H61ZM64 205H66V206H64ZM140 205V206H139ZM193 205H194V207H193ZM43 206V207H42ZM60 206V207H59ZM110 206H112V207H110ZM148 206H150L149 207V209H152V210H155V211H157L156 212V214H155V211H153L152 212V214H151V211L150 210H148L147 208H148ZM153 206V207H152ZM158 206V207H157ZM169 206V207H168ZM173 206H175V208H173ZM204 206V207H203ZM206 206V207H205ZM9 207V208H8ZM12 207H14V209L12 208ZM55 207H56V209H55ZM119 207H121V208H119ZM158 208V210L160 211H158V210H156L157 208ZM214 208V209H217V210H219L218 212H217V210H215V213H213L214 212V209H212V208ZM217 207V208H216ZM11 208V209H10ZM41 208V209H40ZM58 208V209H57ZM61 208H63V209H61ZM136 208V209H135ZM154 208V209H153ZM160 208V209H159ZM168 208L171 210V212H170V210H168ZM10 209V210H9ZM19 209V210H18ZM44 209V208H43ZM69 209V208H68ZM136 211H135V210ZM138 209V210H137ZM165 209H167L168 210V212L165 210ZM206 209V210H205ZM2 210V211H1ZM7 210H9V213H8V211ZM61 210H62V212H61ZM133 210V211H132ZM162 210H164V211H162ZM195 210H196V212H195ZM202 210V211H201ZM203 210H205V211H203ZM209 210H213V211H209ZM107 211V212H108ZM147 211H149V212H147ZM173 211V212H174ZM181 211V210H180ZM187 211L189 212V213H187ZM192 211V212H191ZM29 212V213H28ZM125 213V212H127L126 214H120V213ZM128 212H130V213H128ZM164 212V213H163ZM170 212V213H169ZM177 212H179V210H177ZM191 212V213H190ZM197 212H199V214L197 213ZM203 212V213H202ZM208 212V213H207ZM209 212H210V214H209ZM220 212V213H219ZM3 213H5V214H3ZM24 213V214H23ZM149 213V214H148ZM159 213V214H158ZM161 213V214H160ZM9 214H11V215H9ZM23 214V216H24V219L22 218V215ZM30 214V215H29ZM59 214V215H58ZM68 214V215H67ZM119 216H118V215ZM132 214V215H131ZM135 214H136V216H135ZM153 214H155V215H153ZM162 214L163 215H166V216H163V217H165L164 219H161V218H163L162 217ZM173 214V213H172ZM207 214V215H206ZM214 214V215H213ZM220 214V215H219ZM28 215V216H27ZM32 215V216H31ZM130 216V218H132V219H130L129 218V216ZM134 215V216H133ZM157 215H158V217H157ZM159 215H161V216H159ZM209 215L211 216V217H209ZM216 215V216H215ZM26 216V217H25ZM126 216H128L127 217V220L128 219H130V220H128V223H127V221H125V218H126ZM151 216V217H150ZM152 216L154 217V218H152ZM195 216V215H194ZM213 216H214V218H215V221L216 222H219V223H215V222H212V220L214 219L213 218ZM219 216H221V218L219 217ZM100 217V216H99ZM159 218V217H161L160 219H156V218ZM184 217H187V216H184ZM218 217V218H217ZM226 217L229 219V220H231V221H228L227 219H226ZM25 218L26 219H28L27 221H29L28 223H27V221L25 220ZM29 218H30V220H29ZM151 218H152V220H151ZM231 218H233V217H231ZM100 219L102 220H105V217H100ZM117 219V218H116ZM120 219V220H119ZM135 221H134V220ZM223 219L226 221V222H232V224H230V223H226L225 221H223ZM3 220V221H2ZM156 220V221H155ZM222 220V221H221ZM58 221V220H57ZM56 221V223H58ZM74 221V222H73ZM123 221H125V222H123ZM206 221H204L205 223H206ZM210 223H209V222ZM221 221V222H220ZM13 222V223H12ZM35 222V223H34ZM46 222H48V223H46ZM86 222H88V223H86L85 225H84V227H85V229H89L95 236H93V234H91V236H93V237H96V236H99V234L97 235V233L96 232H100V231H98L97 230V228L95 227V226H93V224L92 223H90L89 221H86ZM133 222V223H132ZM138 222V223H137ZM140 222H142V223H140ZM29 223H31L32 225H33V227H32V225H30ZM126 223H127V225H126ZM140 223V224H139ZM149 224V225H147V224ZM154 223V224H153ZM207 223L204 225L205 227H207ZM221 223H223V225L222 226H224V223H225V227L222 229H220L219 227L221 226ZM91 224V225H90ZM125 224V225H124ZM145 224V225H144ZM151 224H153V226H154V228H150V227H153ZM216 224H218V225H216ZM9 225H10V227H9ZM45 225H47V226H45ZM88 225V226H87ZM90 225V226H89ZM129 225V226H128ZM141 225H144V226H141ZM147 225V226H146ZM214 225H216L215 226V228H214ZM227 225V226H226ZM230 225V226H229ZM92 226H93V228H92ZM131 226V230H132V228H134L132 231L130 230V228H128V227H130ZM146 226V227H145ZM219 226V227H218ZM96 229H95V228ZM138 227V228H137ZM144 227V228H147V229H144L145 231H144V233L142 232V231H140L142 228ZM45 228V229H44ZM125 228V229H126ZM151 230H150V229ZM214 228V229H213ZM231 228V229H230ZM11 229H13L12 231H11ZM95 229V230H94ZM138 229H140V230H138ZM155 229V231H153ZM228 230V232H227V230ZM88 230V233H90V231ZM94 230V231H93ZM97 230V231H96ZM124 230V229H123ZM129 230V231H128ZM147 230V231H146ZM213 230V231H212ZM235 230H236V233H235ZM96 231V232H95ZM128 231V232H127ZM130 231H131V233H130ZM140 231V232H139ZM153 231V232H152ZM8 232V233H7ZM48 232L50 233V234H48ZM95 232V233H94ZM141 232H142V234H143V236H144V238H145V240H144V238H143V236H141L142 234H141ZM151 234H150V233ZM208 232H209V234H208ZM219 232V233H218ZM10 233V234H9ZM145 233H147V234H145ZM149 233V234H148ZM172 233V232H171ZM52 234V235H51ZM86 234H87V232H86ZM203 234H205V233H202L201 235H203ZM217 234V235H216ZM90 235V234H89ZM103 234H101L100 233V236H102ZM175 235V234H174ZM173 235V236H174ZM206 235V234H205ZM206 235V236H207ZM220 235V236H219ZM240 235V236H239ZM243 235V236H242ZM31 236V237H30ZM53 236V237H52ZM100 236H99V238H100ZM110 236H113V235H110ZM133 236V237H132ZM141 237V238H139V237ZM204 236V235H203ZM202 236V237H203ZM213 236V237H212ZM215 236V237H214ZM236 236H239V238L238 237H236ZM103 237H105V235L103 236ZM107 237V238H106ZM106 237H105V239H106V241H108V242H111V240H115V237L113 238V237H109V235H106ZM129 237H132L131 239H132V241L131 240H129L130 238ZM149 237H151L150 239L151 240H149ZM209 237H208V240H209ZM219 237V238H218ZM221 237V238H220ZM245 237V236H244ZM113 238V239H112ZM215 238V239H214ZM94 240L96 239V240H98V238H93ZM108 239V240H107ZM139 239V240H138ZM140 239H141V241H140ZM148 239V240H147ZM218 239H221V240H218ZM239 239V240H238ZM3 240V241H2ZM153 240V241H152ZM84 240H82V242H83ZM140 241V242H139ZM146 241H148V242H146ZM45 242V243H44ZM81 242V243H82ZM84 242H86L85 244H87V247H88V249H92V247H89V244L92 246V244L88 241L87 242V240H85ZM146 242V243H145ZM89 243V244H88ZM131 243V244H130ZM133 243V244H134ZM229 244V245H226V246H223L224 244ZM47 244H46V246H47ZM84 244V243H83ZM148 244V245H147ZM178 244V246L180 247L181 245H182V243H176L175 244V246ZM180 244V245H179ZM37 245H38V247H37ZM44 247H43V246ZM162 245H164L163 247H165V245L166 244H162ZM162 245H156L155 247L154 246H152V247H154V249H152V247H150L152 250H153V253L157 250V246L159 247V249L158 250H160L161 248L160 247H162ZM232 245V246H231ZM35 246V247H34ZM83 246H86V245H83ZM134 246V247H135ZM178 246H176V247H178ZM220 246H222V247H220ZM141 247H139V249L141 248ZM162 247V248H163ZM226 248L227 247V249H224V250H222V248ZM232 247H234L233 249H231ZM137 248L135 249L136 251L135 252H137ZM149 248V249H150ZM229 248L231 249V251L233 250V252H234V254L232 255V253H229V252H231L230 250H229ZM148 249V250H149ZM75 249H72V251L73 252H75V253H77L76 251H74ZM152 250L150 251V253L152 252ZM155 250V251H154ZM215 250H216V248H215ZM223 251V252H222ZM47 253V252H46ZM156 254V253H155ZM46 254H44V255H42V256H40L41 258H42V260H43V263L44 262H46V263H49L50 262V260H48V257H49V254H47L46 256H45ZM232 255V256H231ZM86 256V258H84L83 259V261H79L78 259L75 261L76 263L75 264H99L100 262V260L98 259V256L96 255V254H92L91 256L90 255H85ZM138 256V255H137ZM163 256V255H162ZM155 257V259H152V260H150V261H148L147 262V264L149 263V264H153L154 262V264H169V260L171 261V259L170 258H163V257ZM186 256V257H185ZM185 256H183V258H187V254L185 255ZM244 256V255H243ZM37 257V258H36ZM229 257H233L232 259L231 258H229ZM241 257V258H240ZM46 258V259H45ZM132 258L133 259H135V254H134V256H132ZM162 259H163V261H162ZM165 259V260H164ZM234 259V260H233ZM155 260V261H154ZM158 260V261H157ZM178 260H180V259H178ZM151 261H153V262H151ZM226 261V262H225ZM232 261V262H231ZM228 262H230V263H228ZM238 262H236V263H238ZM236 263H234V264H236ZM67 264H71V263H67Z\"/></svg>",
	"mask_w": 264,
	"mask_h": 264
}]
</instances>
